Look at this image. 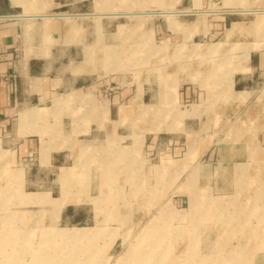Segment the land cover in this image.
Segmentation results:
<instances>
[{"label": "rangeland", "instance_id": "obj_1", "mask_svg": "<svg viewBox=\"0 0 264 264\" xmlns=\"http://www.w3.org/2000/svg\"><path fill=\"white\" fill-rule=\"evenodd\" d=\"M221 3L212 0L206 12L261 11L217 9ZM256 14L236 16L248 22L256 16L248 25L223 26L208 17L207 32L193 42H152L143 72H135V57L122 55L124 48L97 46L92 88L58 96L63 103H90L74 108L73 121L50 115L49 137L62 130L66 147L70 132H175V149L165 156L163 142L150 136L142 145L143 138L127 136L119 146L113 139L112 147L92 150L81 142L72 148L74 167L63 168L56 185V172L51 176L49 185L61 198L25 197L52 207L0 202V257L8 264H32V258L47 255L57 258L54 264H264V103L232 104L228 86L231 52L242 48L243 54L247 44L264 48V15ZM219 39L225 43H215ZM244 60L239 57V67ZM141 81L153 94L158 91L154 106L129 103ZM100 91L124 93L120 116L114 109L112 120L104 117ZM58 106L53 99L52 108ZM88 112L100 119H86ZM62 206L77 218L60 217Z\"/></svg>", "mask_w": 264, "mask_h": 264}, {"label": "crops", "instance_id": "obj_2", "mask_svg": "<svg viewBox=\"0 0 264 264\" xmlns=\"http://www.w3.org/2000/svg\"><path fill=\"white\" fill-rule=\"evenodd\" d=\"M131 1L0 0V202L4 205L13 201L21 208L52 207L50 203L25 202V197L35 193L61 198L54 196V189L49 185L54 183L51 176L56 172V185L60 181V171L74 167L73 162H69L73 154L72 148L78 147L81 142L92 150L112 147L113 139L119 146L123 142L121 139L127 136L143 138L142 145L145 138L150 136L152 142H163L164 147L161 148H164L165 156L174 151L175 148L171 149L170 146L175 144V132L134 134L93 132L92 129L81 136L77 135L79 132H70L68 136L72 137L71 144L66 147L62 130L55 138H50L52 134L46 122L50 115H54V120L60 122L67 117L73 121L76 119L74 108L90 103H63L58 96L85 93L82 90L92 88L97 46L106 49L124 48L126 51L121 52L122 55L135 57V72H143L147 65L144 59L152 50L149 45L158 39L159 42H193L198 35L207 32L208 25L204 23L208 17L217 18L223 26L229 21L231 26L237 22L248 25L256 19L255 16L250 22L237 20L238 15H264V0H221V6L216 7L217 9L246 7L261 11H220L215 14L206 13L207 9L212 8V0ZM127 8L136 10V13H100L112 10L122 12L127 11ZM164 9L172 12L160 14ZM181 10L189 12H180ZM187 17L195 19L186 20ZM199 24L200 32L193 34ZM228 39L226 36L225 40ZM215 43L225 42L219 39ZM245 46L249 50L243 54L242 48L241 51L238 49L230 54L235 60L228 78V86L233 95L231 103H264V95L259 94L264 91V48L251 44ZM240 56L245 59L242 68L239 67ZM149 89L144 81L136 84V97L129 99V103H135L139 107L146 104L154 106L159 101L158 91L153 94ZM121 93L112 96L102 94L101 91L97 93L105 118L112 120L114 109L117 116H120L118 113L123 105L118 101ZM53 99L60 102L56 109L52 108ZM69 106L71 111L63 113L62 111L70 109ZM86 115L88 120L100 119L95 112H88ZM192 118L194 117L189 119ZM151 147L158 146L152 143ZM35 170L40 172L39 175H33ZM63 207L58 210L59 216H69L74 221L77 217L73 216V212L69 213L71 208Z\"/></svg>", "mask_w": 264, "mask_h": 264}, {"label": "bare ground", "instance_id": "obj_3", "mask_svg": "<svg viewBox=\"0 0 264 264\" xmlns=\"http://www.w3.org/2000/svg\"><path fill=\"white\" fill-rule=\"evenodd\" d=\"M249 9V8H248ZM209 11V10H208ZM213 11V10H212ZM134 12V11H133ZM162 13H165V11H161ZM169 12V11H168ZM181 12V11H180ZM182 12H189V10H186V11H182ZM105 13V12H104ZM193 13V12H192ZM203 13V12H202ZM207 13V12H206ZM102 14V13H101ZM112 14V13H111ZM107 15V14H106ZM116 15V14H115ZM174 22V21H173ZM170 23V22H169ZM257 26V25H256ZM174 27H177V25H174ZM22 115V114H21ZM24 116V115H23ZM65 171L64 170H62V173H61V179H62V177H64V175H65V173H64ZM57 258H51L50 256H46V257H37V258H32L31 259V263L32 264H54V262L55 261H57L56 260ZM11 261H9L8 259H7V257H5V256H3V257H0V264H8V263H10Z\"/></svg>", "mask_w": 264, "mask_h": 264}]
</instances>
